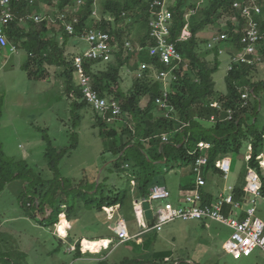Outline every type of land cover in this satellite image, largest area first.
Listing matches in <instances>:
<instances>
[{
	"label": "trees",
	"instance_id": "obj_1",
	"mask_svg": "<svg viewBox=\"0 0 264 264\" xmlns=\"http://www.w3.org/2000/svg\"><path fill=\"white\" fill-rule=\"evenodd\" d=\"M46 1L49 2V0ZM71 1L59 0L57 7L63 10L71 4ZM235 1L239 0H208L205 5H199L197 1L175 0L168 7L172 17L170 41L175 44L189 68L183 76H180L178 71L175 73L178 82L171 86L168 94V102L173 108L168 118L155 104V98L161 95L162 88L159 82L147 77L149 72H146L140 79L134 77L128 91L121 89V72L128 66L131 56L134 57L135 62L134 66H129L131 72H134L140 63L153 65L159 70L164 69L157 62L154 63V59L148 52V48L154 45V42L148 38V22L151 16L149 0H107L103 2V17L107 16L112 20L106 21L102 17L99 27L108 32L112 37V45L119 51L104 68L99 70L96 69L97 66L91 67L86 64L85 70L91 78L93 89L99 96L109 101H117L124 113L123 118L130 120L132 126L126 127V130L118 134L104 128L107 123L97 112L90 109L73 81L72 59L74 55L67 56L65 53L68 38L74 37L68 36L61 29L49 28L45 23L20 24L19 17L37 12V5L23 4L19 8H14L16 6L13 5V12L17 18L7 28L6 36L10 45L17 48V55L20 52L25 54L26 61L21 68L27 78L30 81H39L41 78L49 77L48 69L63 67L61 76L65 80V93L72 101L73 111L87 108L93 112L95 125L100 129L98 135L108 141L107 150L115 158L112 167L119 175L127 172L128 185L125 189L115 192L108 187L103 189L100 182L86 185L84 181H81L76 185H71L69 181L62 179L58 168L60 160L68 153L67 149L55 148L48 134L44 133L45 158L53 179L43 181L22 161L17 162L6 158L0 141V192L11 181L21 180L26 183L20 194L21 201H23L22 211L26 213V217L45 227L56 226L59 215L64 213V208H67L66 212L69 216L68 213L75 212L77 209L103 212L105 208L124 207L128 201V195H131L130 200L132 199L131 182H135L137 198L148 197L152 187L160 185L157 177L161 171L159 173L153 167L157 163L165 166L166 173L176 168L190 169L192 180L188 184L191 188L187 187V189L191 191L193 189L192 165L195 158L203 154L198 151L195 155H190V153L196 151L199 142H206L211 145V148L205 153L208 160L204 169L205 178L218 172L214 166L217 159L224 156L231 157L239 153L244 146H251L252 153L246 167L254 168L259 174L262 182L261 194L264 197V177L255 160L260 153L264 152V128L260 130L256 127L259 95L264 93V80H256L253 76L258 66L253 68L235 66L226 74L227 94H220L216 92L213 80V74L218 68L219 55L216 50L206 51L208 54H214L213 66H210V62L202 56L198 49L200 44L206 46L208 41L201 40L200 35L209 27H215L219 33H226L229 36L228 45L230 47L240 48L238 41L242 34L244 20L233 8ZM260 6L262 10L259 17L260 30L264 33V0ZM91 8L92 4L87 2L79 12V24L75 26L77 35H80L86 29L85 27L91 25L89 18ZM223 19L226 22L221 31L219 21ZM119 26H124V29L119 30ZM136 26L145 29V34L134 42L133 52L125 56L122 49L124 40L129 39L128 35ZM184 30L188 34L186 41L180 39L181 32ZM124 36L126 38L123 40ZM244 93H248V98L246 105L242 106L241 96ZM145 97L148 99L147 103L141 107V100ZM212 102L220 104L222 111L211 107ZM227 110L233 113L231 120H226ZM155 113H159L160 116H156ZM211 117L216 120L215 124L210 123ZM205 123L208 126H205ZM163 135L168 137L166 142L161 139ZM72 141L73 145L70 148L75 149L77 147L76 134L72 135ZM126 166L128 169H124ZM243 185L244 180L236 187V199L241 196ZM45 186H49V189ZM184 189L186 190V187ZM44 213L47 214L43 220L37 218V215ZM67 237L69 240L70 236ZM82 240L83 238L72 245L75 251L69 253H73L74 257L81 256L80 243ZM89 241L99 240L89 239ZM164 259L166 257L153 253L143 262H138L133 258L123 264L167 263ZM5 264H10L8 259ZM100 264L104 263L100 262Z\"/></svg>",
	"mask_w": 264,
	"mask_h": 264
},
{
	"label": "rangeland",
	"instance_id": "obj_2",
	"mask_svg": "<svg viewBox=\"0 0 264 264\" xmlns=\"http://www.w3.org/2000/svg\"><path fill=\"white\" fill-rule=\"evenodd\" d=\"M174 1L166 0V7L171 6ZM190 1H197L199 5H205L208 0ZM103 11V2H100L97 5V13L100 17H103ZM225 22V19L219 21L221 31H223ZM123 29L124 26H119V30ZM217 31L218 29L215 27H209L203 31L200 39L208 41L212 35L219 33ZM144 34L145 29L136 26L128 35V41L132 46H135L134 42ZM125 38L124 36L123 40ZM86 48V44L81 40L68 38L65 54L67 56L75 55L83 52ZM198 49L202 56L210 62V66H213L214 54L206 53L208 50L204 44H200ZM25 61L26 56L23 52L11 55L6 48L0 50V141L5 157L17 162L22 161L43 181L52 180L53 174L47 166L43 141V134L47 133L55 148L58 150L67 149V155L60 160L58 166L63 180L69 181L71 185H76L81 181H84L86 185H91L94 182L97 183L99 176V182L103 189L108 187L114 192L125 189L128 185L127 172L119 175L112 167L115 158L107 150L108 141L98 135L100 129L95 125V115L87 108L73 111L72 101L67 98L65 93V80L61 76L63 67H52L50 70L48 69L49 77L41 78L39 81H30L21 68ZM133 62L134 57L131 56L128 66L121 72V75H124L121 89L124 91H128L133 83L134 77L125 76L127 67L134 66ZM228 64V54L219 55L218 68L213 74V80L215 90L220 94H227ZM104 67L105 65H99L96 69L100 70ZM253 76L256 80H264V61L258 65ZM159 84L163 88V84ZM147 100L146 97L141 100V107L146 105ZM156 116H160L159 113H156ZM256 119V127L263 130L264 93L259 95V111ZM130 126L132 124L129 119L120 117L117 122L107 123L104 128L118 134ZM73 134L77 135L75 149L70 148L73 145ZM247 156L246 147L231 156V176L238 173L239 179L241 176L243 181ZM153 167L159 173L161 171L157 177L159 184L170 193L169 200L160 201L154 206L176 205L179 202V197L186 195V192L180 195V190L184 189L186 181L189 183L192 177L183 173L185 169L176 168L166 173L165 166L162 164L157 163ZM124 169H128V167ZM261 174L264 175V168L261 169ZM106 178L108 179L106 180ZM104 182L106 183L104 184ZM25 185L26 183L21 180H14L0 192V254H6L0 255V264H5L7 259L10 264H100V262L123 264L134 258L130 251L131 244L120 245L121 247L112 249V243L109 246L105 245L108 243L107 241L102 245L96 241H89V239L97 240L111 234L110 223L103 218L104 212L77 209L75 212L68 213L69 216H67V208H64V213L58 217V224L48 227L27 218L26 213L22 211L23 201H21L20 195ZM45 188L49 189V186H45ZM134 189L135 187H131L132 197L135 198ZM130 198L131 195H128L126 205L130 202ZM173 200L177 203H172ZM46 214L37 215V218L43 220ZM257 216L264 220V200L257 206ZM204 222H206V230H203L199 224L176 220L165 225L162 232L151 231L152 233L142 234L138 237L151 245L154 244L155 254L167 257V263L159 262V264H264V254L258 249L249 255H242L238 258L226 254L221 246L229 239V230L212 221ZM64 225L67 226L63 234L60 228ZM217 231L222 236L213 239L212 235H215ZM68 235L71 240H68ZM81 238L90 244L87 248L83 242L85 252H82L81 256L87 259L86 261L75 259V255L68 251L69 247L75 245V242ZM59 239L62 241L60 242ZM100 245L106 247H99ZM99 248L101 250H98ZM95 259L100 260L96 261ZM146 259L142 256V260H138V262H143Z\"/></svg>",
	"mask_w": 264,
	"mask_h": 264
},
{
	"label": "built area",
	"instance_id": "obj_3",
	"mask_svg": "<svg viewBox=\"0 0 264 264\" xmlns=\"http://www.w3.org/2000/svg\"><path fill=\"white\" fill-rule=\"evenodd\" d=\"M105 1L107 0H72L69 6L60 10L57 7L59 0H49V2L46 0H0V49L6 48L11 55L18 53L17 48L10 45L6 36L7 28L17 18L13 12V5L16 6L14 8H19L23 4L37 5V12L19 17L20 24L31 22L39 25L45 23L49 28L61 29L68 36L79 39L86 44L87 48L83 52L76 53L72 59L73 81L90 109L97 112L106 123H114L124 114L119 103L100 97L97 91L93 89L91 78L85 70L86 64L91 67L108 64L114 59L115 53L119 51L117 47L112 45V37L108 32L99 27L102 17L97 13V5ZM262 1L239 0L233 3V8L240 13L244 22L242 34L238 41L240 48L235 49L229 58L227 72L232 71L235 66L253 68L264 61V33L260 30L259 22V17L262 14L260 6ZM87 2L92 4L89 16L92 23L89 27H85L86 29L80 35H77L75 26L79 24L78 14ZM149 10L151 16L148 22V38L154 42V45L148 48V52L154 59V63L157 62L164 69L159 70L153 65L140 63L133 75L140 79L146 72H149L147 77L163 84L162 93L155 98V104L163 110L164 116L168 118L169 114L173 112V108L168 102V94L171 91V86L178 82L175 73L178 71L179 75L183 76L189 71V68L177 51L175 44L170 41L172 17L168 7H166V0H149ZM103 19L112 20L108 17H103ZM180 39L182 41L188 39L186 30L181 32ZM228 42L229 36L226 33H217L210 37L206 49L216 50L218 55H223L227 49L224 46H227ZM122 49L126 55L133 52L132 44L128 40H124ZM127 72L130 71L127 70ZM247 98L248 93L241 96L242 106L246 105ZM210 106L222 111V106L217 102H212ZM232 114L231 110H227L226 120H231ZM209 121L211 124L216 122L213 117ZM161 139L166 142L167 136L163 135ZM210 148L209 143L199 142L196 151L190 153V155H195L198 151L203 155L194 160L192 165L194 186L183 197L179 205L175 207L154 206L155 203L164 201L170 196L168 190L161 185H154L148 197L133 200V212L137 227L140 230L139 235L151 231L159 233L165 225L176 220L183 222L209 220L230 230L229 239L223 244V250L226 254L238 258L242 255H249L255 249L264 254V221L257 216V206L264 200L261 194L262 182L259 174L254 168L246 167L242 194L237 199L235 198L236 188L227 185L212 200H206L202 189L206 185L204 169L208 163L205 153ZM251 153L252 148L248 146L246 164L249 162ZM255 160L261 169L264 168V152L260 153ZM214 166L222 177L227 179L231 172L230 157L224 156L217 159ZM130 185L135 187L134 182H131ZM144 202L152 204L151 210L154 216V225L152 226L146 224L142 209ZM117 208L118 206L105 208L103 211L106 217L111 220L114 218V212ZM114 232L118 244L131 239L126 222L122 218L116 220ZM110 244L111 242H108L106 246ZM106 246L104 245L102 248ZM68 251H75V247H69ZM80 251L85 252L83 242H81Z\"/></svg>",
	"mask_w": 264,
	"mask_h": 264
},
{
	"label": "crops",
	"instance_id": "obj_4",
	"mask_svg": "<svg viewBox=\"0 0 264 264\" xmlns=\"http://www.w3.org/2000/svg\"><path fill=\"white\" fill-rule=\"evenodd\" d=\"M226 51L225 53L228 54L229 58L231 57V55L234 53L235 51V48L234 47H230L229 45L226 46ZM2 50V49H0ZM133 64L135 65V62H133ZM129 69V67H127ZM127 72V71H126ZM124 75H122L123 77ZM126 77H134L133 76V73L130 72H127L125 74ZM156 115V113H155ZM205 126H208V124H204ZM168 138V137H167ZM147 146V145H146ZM246 147V150H248V146H244ZM243 147V148H244ZM231 159V164H232V158L230 157ZM245 164H246V160H245ZM247 165V164H246ZM218 171V170H217ZM185 175H190V169H185L184 172H183ZM183 174V175H184ZM231 172L229 173L227 179H224L221 175V173L218 171L217 173L215 174H211L209 176H207L205 178L206 180V185L205 187L202 189L203 193H204V196H205V199L206 200H212L219 192L223 191V189L227 186V185H230V186H233V187H237L241 181H242V178L240 176V179H239V176H238V173L234 174V175H230ZM237 175V176H236ZM236 176V177H235ZM264 176V175H263ZM234 177V178H233ZM245 177V176H244ZM243 177V178H244ZM244 180V179H243ZM135 183V182H134ZM186 187V190L185 189H181L180 190V195L183 194V192H186L185 194H187L189 191L187 189L188 188H191V185L188 184V182L186 181L185 185ZM193 186H194V181H193ZM165 188V187H164ZM135 191V189H134ZM169 192V191H168ZM170 194V193H169ZM183 196L179 197V202L177 203L175 200L172 201V203L176 204V205H172V206H177L179 205V203L181 202ZM137 199L136 197H132V199L130 200L129 203H127V205H125L124 207H119L118 206V209L115 210L114 212V218L113 219H108L106 217L105 214H103V218L109 223L111 226V234L109 236H106V237H100L98 238L97 240H104V241H97V243H100L101 245L103 244L102 242L105 243V241L107 242H111L112 243V249L114 247L116 248H119L125 244H131L132 246L130 247V251L132 252V254L134 255V259L136 260H142V256H144V258H150V256L153 254V253H156V251L153 250V245H151L149 242L145 241V240H140L139 239V233L138 231H140L137 227V222H136V218L134 216V212H133V200ZM169 199H170V196H169ZM168 199V200H169ZM165 202V201H164ZM263 202V201H262ZM261 202V203H262ZM155 205V204H154ZM152 204L148 203V202H144L142 204V209L144 211V216H145V219H146V224L148 226H152L154 225V216H153V213H152ZM103 213V212H102ZM118 218H122L125 220L126 222V225H127V231H128V234L130 236V240L126 241L125 243H122V244H118V239L115 235V232H114V229H115V223H116V220ZM261 219V218H260ZM263 220V219H262ZM209 221V220H207ZM264 221V220H263ZM113 222V223H112ZM213 222V221H212ZM192 223H194L195 225L199 224L200 227L203 229V230H206L207 229V226H206V222L202 221V222H198V221H193ZM215 223V222H214ZM67 225H64L62 226L61 229V232L64 234L65 233V228H66ZM164 228V227H163ZM225 229H228V228H225ZM229 230V229H228ZM163 231V230H162ZM161 231V232H162ZM61 233V234H62ZM67 233V232H66ZM149 233H152V232H148V233H144V234H149ZM229 233H230V230H229ZM142 235V234H140ZM222 236V234L220 232H215V235H212V238L215 239L216 237H220ZM83 240H85L83 238ZM155 243V242H154ZM225 242H223L224 244ZM222 244V246H223ZM99 246V247H102V246ZM121 245V246H120ZM221 246V249L223 248ZM99 250V249H98ZM92 251V250H91ZM75 259L77 260H83V261H86L87 259H84L83 256H79V257H75ZM96 261H99L100 259H95ZM166 261H168L167 257L165 259ZM94 261V260H93Z\"/></svg>",
	"mask_w": 264,
	"mask_h": 264
},
{
	"label": "bare ground",
	"instance_id": "obj_5",
	"mask_svg": "<svg viewBox=\"0 0 264 264\" xmlns=\"http://www.w3.org/2000/svg\"><path fill=\"white\" fill-rule=\"evenodd\" d=\"M87 241H88V240H87ZM95 244H96V243H95ZM95 244H94V245H95ZM107 244H108V243H107ZM107 244H105V245H107ZM84 246L88 248V247L90 246V244H89L88 242H84ZM103 246H104V245H103ZM103 246H102V247H103Z\"/></svg>",
	"mask_w": 264,
	"mask_h": 264
},
{
	"label": "clouds",
	"instance_id": "obj_6",
	"mask_svg": "<svg viewBox=\"0 0 264 264\" xmlns=\"http://www.w3.org/2000/svg\"><path fill=\"white\" fill-rule=\"evenodd\" d=\"M116 207V206H115ZM110 208H113V207H110ZM104 212V211H103ZM99 241H104V240H99ZM81 242H84V240H82ZM97 242V241H96ZM80 245H81V243H80Z\"/></svg>",
	"mask_w": 264,
	"mask_h": 264
},
{
	"label": "water",
	"instance_id": "obj_7",
	"mask_svg": "<svg viewBox=\"0 0 264 264\" xmlns=\"http://www.w3.org/2000/svg\"><path fill=\"white\" fill-rule=\"evenodd\" d=\"M164 163V162H163ZM99 183V176H98V178H97V184Z\"/></svg>",
	"mask_w": 264,
	"mask_h": 264
}]
</instances>
